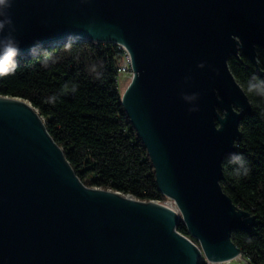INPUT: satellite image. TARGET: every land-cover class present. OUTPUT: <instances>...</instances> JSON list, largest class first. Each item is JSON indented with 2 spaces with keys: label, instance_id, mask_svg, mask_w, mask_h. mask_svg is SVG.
<instances>
[{
  "label": "water",
  "instance_id": "95a60500",
  "mask_svg": "<svg viewBox=\"0 0 264 264\" xmlns=\"http://www.w3.org/2000/svg\"><path fill=\"white\" fill-rule=\"evenodd\" d=\"M7 18L3 35L11 32L18 56L70 42L127 51L133 78L121 103L158 189L174 203L86 188L32 106L0 97V264H201L242 256L232 233L250 232L255 220L220 181L251 106L228 58L240 53L262 76L256 49H264V0H11ZM180 222L203 256L177 232Z\"/></svg>",
  "mask_w": 264,
  "mask_h": 264
},
{
  "label": "trees",
  "instance_id": "16d2710c",
  "mask_svg": "<svg viewBox=\"0 0 264 264\" xmlns=\"http://www.w3.org/2000/svg\"><path fill=\"white\" fill-rule=\"evenodd\" d=\"M256 53L262 76L240 53L228 58V67L251 106L240 122L234 153L243 157L248 172L244 175L239 164L226 158L220 186L236 208L255 220L250 232L232 233L233 244L249 264H264V95L248 90L250 83H264V49L257 48ZM16 59L15 73L0 77V97L32 106L86 188L143 203L166 202L148 151L121 103L116 71L124 52L117 45L70 42L43 46L34 56ZM176 230L192 239L183 223Z\"/></svg>",
  "mask_w": 264,
  "mask_h": 264
},
{
  "label": "clouds",
  "instance_id": "9594fccd",
  "mask_svg": "<svg viewBox=\"0 0 264 264\" xmlns=\"http://www.w3.org/2000/svg\"><path fill=\"white\" fill-rule=\"evenodd\" d=\"M11 7V0H0V77L9 76L15 73L19 55L18 42L14 39L11 32L3 35L4 29L11 28V20L7 18V9ZM35 53V47L30 49V55ZM47 66V64H45ZM75 89H73L74 91ZM249 92H255L258 95H264V83H250L248 87ZM52 97L50 100H54ZM189 111H196V109H189ZM231 161L239 164L243 169V174L247 175L248 169L245 167L243 157L240 155L232 154ZM240 173L237 172V175Z\"/></svg>",
  "mask_w": 264,
  "mask_h": 264
},
{
  "label": "built area",
  "instance_id": "2783aa9c",
  "mask_svg": "<svg viewBox=\"0 0 264 264\" xmlns=\"http://www.w3.org/2000/svg\"><path fill=\"white\" fill-rule=\"evenodd\" d=\"M95 45H97L98 43L97 42H93ZM123 52H124V59H123V66H119L117 68V77H119L120 75H128L129 76V79L131 81V79L133 78V70H132V62H131V58L129 56V54L127 53L126 50H124L123 48H121L120 46H118ZM180 234V233H179ZM186 239L190 240L195 246L196 248L200 251L201 255H202V251H201V248H200V245L198 243V241L194 242L192 241V239L184 236ZM203 256V255H202Z\"/></svg>",
  "mask_w": 264,
  "mask_h": 264
},
{
  "label": "rangeland",
  "instance_id": "374dc122",
  "mask_svg": "<svg viewBox=\"0 0 264 264\" xmlns=\"http://www.w3.org/2000/svg\"><path fill=\"white\" fill-rule=\"evenodd\" d=\"M120 66H123V62L120 64ZM130 83V79H129V76L127 75H120L117 79V84H118V90H119V93H120V96L123 94V92L125 91V89L127 88V86L129 85ZM220 116L222 117L223 114L220 113ZM169 199L167 198L166 202L168 201ZM165 202V203H166ZM206 264H209L207 262H205ZM229 264H249L245 259L242 258V256H239L238 259L236 261H233Z\"/></svg>",
  "mask_w": 264,
  "mask_h": 264
},
{
  "label": "bare ground",
  "instance_id": "6f19581e",
  "mask_svg": "<svg viewBox=\"0 0 264 264\" xmlns=\"http://www.w3.org/2000/svg\"><path fill=\"white\" fill-rule=\"evenodd\" d=\"M166 203H174L171 199H169ZM181 218V217H180ZM238 259V257L232 259V260H229V261H226V262H221V263H215V262H208L209 264H229L233 261H236Z\"/></svg>",
  "mask_w": 264,
  "mask_h": 264
}]
</instances>
